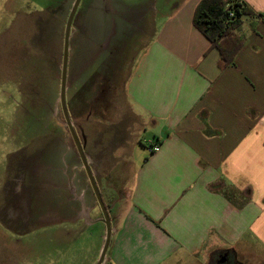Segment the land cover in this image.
<instances>
[{"label":"crops","instance_id":"0c3cea01","mask_svg":"<svg viewBox=\"0 0 264 264\" xmlns=\"http://www.w3.org/2000/svg\"><path fill=\"white\" fill-rule=\"evenodd\" d=\"M201 1H96L102 14L115 17L102 20V48L119 34L141 50L128 53L122 80L116 60L88 81L89 115L76 106L87 102L82 92L71 107L110 217L102 264H264V0H243L256 15L244 18L245 43L225 69L194 26ZM119 100L124 108L117 116L112 105ZM147 121L154 127L149 147L160 146L153 154L138 150L146 145L139 132ZM41 139L32 144V163L24 158L4 181L0 228L26 235L30 224L67 221L84 229L75 244L68 241L66 249L76 251L91 229L96 254L84 264H98L107 225L81 155L72 152L66 167L55 164L53 149L37 145ZM12 169L9 164L7 172ZM1 248L11 264L38 254L31 242L14 249L4 241ZM51 260L49 254L48 264H73L67 257Z\"/></svg>","mask_w":264,"mask_h":264},{"label":"rangeland","instance_id":"374dc122","mask_svg":"<svg viewBox=\"0 0 264 264\" xmlns=\"http://www.w3.org/2000/svg\"><path fill=\"white\" fill-rule=\"evenodd\" d=\"M96 1L83 0L73 22L68 67L73 72L70 89L66 90L70 118L73 100L80 92V99L87 102L85 105L77 103L76 106L83 113L90 114L89 104L94 101V95L92 89L86 86L89 80L96 78L104 66L116 64V60H121L124 68L123 72L118 73L122 80L132 60L127 56L128 53L136 56L141 51L140 45L133 41H120L119 34L115 36L116 40L105 42L102 48L106 32L102 30V20L111 21L112 12L102 14ZM74 3L75 0H0V190L4 187L5 179L14 175L18 162L31 157L27 164L32 163V144L36 137L43 138L37 143L40 148L53 149L51 155L55 164L68 166L72 152L78 150L75 139L66 126L60 102L64 35ZM56 14L60 16L57 19L53 17ZM52 21L59 35H50L54 30L51 24L43 34L41 22L44 24ZM82 67L86 68L81 71ZM68 84L67 76V87ZM112 107L117 116L124 108L120 100L116 104L114 102ZM146 124V130L141 129L139 132L146 145L138 149H145V152L149 148V141L154 139V127L148 121ZM10 162L14 171L9 174L7 168ZM30 225L31 232L26 235H16L0 228L4 235V239H0V264H11L3 260L6 259L1 251L4 241L14 249L24 242L35 245L37 258L33 259L31 256L28 260L18 262L20 264H48L49 254L50 259L56 262L62 259L64 261L67 257L73 264H84L86 258L96 254V249L92 251L89 248L93 235L91 229L84 236L85 247L76 251L75 248L71 250L69 247L67 250L66 247L71 242L75 244V240L82 235L83 228L76 229L67 221L47 226L36 223ZM71 230L74 237L72 241L71 238L66 239Z\"/></svg>","mask_w":264,"mask_h":264},{"label":"trees","instance_id":"16d2710c","mask_svg":"<svg viewBox=\"0 0 264 264\" xmlns=\"http://www.w3.org/2000/svg\"><path fill=\"white\" fill-rule=\"evenodd\" d=\"M255 15L243 0H202L197 6L193 18L194 26L210 41L211 47L218 50L222 69L234 65L235 58L245 43L240 26L243 25L244 18ZM260 16L264 19V15ZM58 17L60 16L54 18ZM41 23L43 34L47 32L50 24L54 29L50 35L58 34L53 21ZM62 51L64 52V47Z\"/></svg>","mask_w":264,"mask_h":264},{"label":"water","instance_id":"95a60500","mask_svg":"<svg viewBox=\"0 0 264 264\" xmlns=\"http://www.w3.org/2000/svg\"><path fill=\"white\" fill-rule=\"evenodd\" d=\"M82 0H75V3L73 4V7L71 9L68 21H67V25H66V31H65V43H64V55H63V67H62V81H61V93H60V102H61V108L63 111V114L65 116V123L66 126L69 128V130L71 131V134L73 135L75 142L77 144V148L78 151L81 155V158L83 160V163L85 165V169L87 170L90 179H91V183L92 186L94 188V191L98 197V200L100 202V205L102 207L103 210V214H104V219H105V223L107 225V238H106V242H105V246L103 249V252L101 254V258L99 259L98 264H102L104 261V258L106 256L108 247L110 245V239H111V235H112V228H111V223H110V217L107 211V208L104 205V202L102 200L101 194L98 190V187L96 185V182L94 180V178L92 177V172L90 170V167L88 166L86 157L84 155L83 152V146L79 140V137L77 135V132L74 128V125L71 121V118L69 116L68 113V109H67V103H66V90H67V71H68V64H69V51H70V39H71V30H72V26H73V22L76 16V13L79 9V6L81 4Z\"/></svg>","mask_w":264,"mask_h":264},{"label":"built area","instance_id":"2783aa9c","mask_svg":"<svg viewBox=\"0 0 264 264\" xmlns=\"http://www.w3.org/2000/svg\"><path fill=\"white\" fill-rule=\"evenodd\" d=\"M231 17L233 16V13L230 14ZM160 150V146L159 145H152L148 148V152L153 154L155 152H158Z\"/></svg>","mask_w":264,"mask_h":264},{"label":"flooded vegetation","instance_id":"af4514ba","mask_svg":"<svg viewBox=\"0 0 264 264\" xmlns=\"http://www.w3.org/2000/svg\"><path fill=\"white\" fill-rule=\"evenodd\" d=\"M82 2V1H81ZM54 14H55V12H53ZM57 15V14H56ZM70 15V14H69ZM54 17H55V15H54ZM68 21V20H67ZM66 25H67V23H66ZM73 27V26H72ZM65 31H66V28H65ZM71 35H72V30H71ZM71 41V40H70ZM64 43H65V35H64ZM63 46H64V44H63ZM63 55H64V52H63ZM69 65V64H68ZM62 81V80H61ZM21 88V87H20ZM23 93V92H22ZM25 151L26 150H24V153H25ZM18 153H20V151L18 152ZM21 155V154H20ZM19 155V156H20ZM27 157V156H26ZM27 161H29V160H31V157H29L28 159H26ZM22 161H23V159H22ZM22 163V162H21ZM20 162H18L17 164H21ZM10 164H11V162H10Z\"/></svg>","mask_w":264,"mask_h":264}]
</instances>
